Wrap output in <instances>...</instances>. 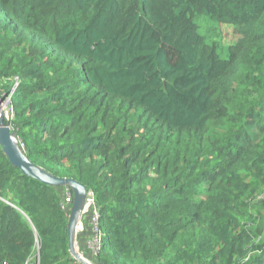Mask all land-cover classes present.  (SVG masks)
I'll return each instance as SVG.
<instances>
[{"label": "trees", "instance_id": "trees-1", "mask_svg": "<svg viewBox=\"0 0 264 264\" xmlns=\"http://www.w3.org/2000/svg\"><path fill=\"white\" fill-rule=\"evenodd\" d=\"M0 99L94 264H264V0H0ZM67 194L0 147V264H77Z\"/></svg>", "mask_w": 264, "mask_h": 264}, {"label": "water", "instance_id": "water-1", "mask_svg": "<svg viewBox=\"0 0 264 264\" xmlns=\"http://www.w3.org/2000/svg\"><path fill=\"white\" fill-rule=\"evenodd\" d=\"M2 103L3 100L0 99V147L3 154L11 166L18 169L24 176L48 186L66 188L71 191L72 200L67 223L68 250L78 264H94L85 259L76 246L77 228L81 224L82 212L89 194L87 189L72 179L57 178L28 160L15 133L6 124L8 117L6 111L1 108Z\"/></svg>", "mask_w": 264, "mask_h": 264}, {"label": "built area", "instance_id": "built-area-1", "mask_svg": "<svg viewBox=\"0 0 264 264\" xmlns=\"http://www.w3.org/2000/svg\"><path fill=\"white\" fill-rule=\"evenodd\" d=\"M20 147L23 149V145L20 144ZM72 196L67 194L66 199L64 200V204H71ZM87 217L91 226L92 240L89 243V247L95 256L96 251L100 248L101 245V236L98 230V218L99 212L97 210L95 201L93 196L89 193L84 205V209L82 212V219ZM78 264V263H77Z\"/></svg>", "mask_w": 264, "mask_h": 264}, {"label": "crops", "instance_id": "crops-1", "mask_svg": "<svg viewBox=\"0 0 264 264\" xmlns=\"http://www.w3.org/2000/svg\"><path fill=\"white\" fill-rule=\"evenodd\" d=\"M91 240H92L91 226H90L88 218L85 216L83 219L81 218V224H79L77 228L76 246H77L79 253L85 259L94 263V260H93L94 255H93L92 250L89 247V243Z\"/></svg>", "mask_w": 264, "mask_h": 264}, {"label": "rangeland", "instance_id": "rangeland-1", "mask_svg": "<svg viewBox=\"0 0 264 264\" xmlns=\"http://www.w3.org/2000/svg\"><path fill=\"white\" fill-rule=\"evenodd\" d=\"M5 105H6V102L3 101V103H2V107H3V109H4V110L6 111V113H7V110H6L7 107H6ZM7 117H8V114H7Z\"/></svg>", "mask_w": 264, "mask_h": 264}, {"label": "bare ground", "instance_id": "bare-ground-1", "mask_svg": "<svg viewBox=\"0 0 264 264\" xmlns=\"http://www.w3.org/2000/svg\"><path fill=\"white\" fill-rule=\"evenodd\" d=\"M1 108H3V107L1 106Z\"/></svg>", "mask_w": 264, "mask_h": 264}]
</instances>
